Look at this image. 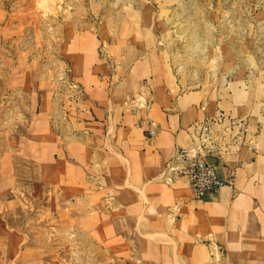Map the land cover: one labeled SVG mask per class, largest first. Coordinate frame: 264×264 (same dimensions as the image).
<instances>
[{
  "label": "crops",
  "instance_id": "1",
  "mask_svg": "<svg viewBox=\"0 0 264 264\" xmlns=\"http://www.w3.org/2000/svg\"><path fill=\"white\" fill-rule=\"evenodd\" d=\"M87 40L75 67L87 95L69 128L77 138L66 143V164L58 161L57 146L51 154L66 174L41 167L42 181L58 185L64 176L66 191H78L72 200L99 208L96 236L90 237L130 240L136 264H264V76L250 71L244 59L225 58L208 81L186 89L163 51L151 47L112 84L99 39ZM45 101L35 117L46 116L48 123ZM221 115L242 124L233 133L237 149L219 168L233 184L195 200L189 179L171 169L182 166L175 161L179 152L198 149L196 126ZM15 150L0 152L3 245L19 239L2 216L16 201L7 199L17 189ZM74 170L81 183H74Z\"/></svg>",
  "mask_w": 264,
  "mask_h": 264
},
{
  "label": "rangeland",
  "instance_id": "2",
  "mask_svg": "<svg viewBox=\"0 0 264 264\" xmlns=\"http://www.w3.org/2000/svg\"><path fill=\"white\" fill-rule=\"evenodd\" d=\"M93 37L112 84L151 47L186 89L208 81L225 58L264 76V0H0V152L16 149L17 178L7 196L16 201L2 216L19 238L0 242V264H136L130 240L94 237L99 208L72 200L78 191H66L64 176L58 185L41 179V167L66 174L51 154L57 146L66 164V143L77 138L69 128L87 95L75 67ZM44 99L48 123L35 117Z\"/></svg>",
  "mask_w": 264,
  "mask_h": 264
},
{
  "label": "built area",
  "instance_id": "3",
  "mask_svg": "<svg viewBox=\"0 0 264 264\" xmlns=\"http://www.w3.org/2000/svg\"><path fill=\"white\" fill-rule=\"evenodd\" d=\"M241 126L240 122L223 115L197 125L200 141L198 149L177 154L175 161L180 162L182 166L171 170L189 179L193 199L205 200L233 184V179L221 177L219 168L225 165L222 163L225 156L230 154L233 148L237 149L239 136L233 133ZM212 161L215 164H212Z\"/></svg>",
  "mask_w": 264,
  "mask_h": 264
},
{
  "label": "water",
  "instance_id": "4",
  "mask_svg": "<svg viewBox=\"0 0 264 264\" xmlns=\"http://www.w3.org/2000/svg\"><path fill=\"white\" fill-rule=\"evenodd\" d=\"M211 163H212V164H215V162H213V161H212Z\"/></svg>",
  "mask_w": 264,
  "mask_h": 264
}]
</instances>
